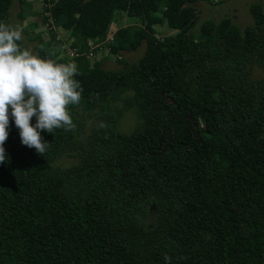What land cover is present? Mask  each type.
Returning <instances> with one entry per match:
<instances>
[{"label":"trees","instance_id":"obj_1","mask_svg":"<svg viewBox=\"0 0 264 264\" xmlns=\"http://www.w3.org/2000/svg\"><path fill=\"white\" fill-rule=\"evenodd\" d=\"M39 1L50 39L33 37L36 55L74 61L82 99L68 107L73 131L41 132L44 156L10 118L0 264H264V75L252 76L264 74V5L250 4L243 30L225 17L194 35L200 0ZM116 14L138 25L112 31ZM161 24L175 32L157 38ZM55 27L73 39L69 59ZM90 41L122 66L90 65ZM123 110L137 117L128 133Z\"/></svg>","mask_w":264,"mask_h":264},{"label":"clouds","instance_id":"obj_2","mask_svg":"<svg viewBox=\"0 0 264 264\" xmlns=\"http://www.w3.org/2000/svg\"><path fill=\"white\" fill-rule=\"evenodd\" d=\"M23 29L0 23V164L7 160L4 147L10 118L19 129L21 143L44 156L50 144L41 132L73 131L69 105H78L82 87L75 63H57L22 48ZM35 118V124L32 119ZM165 264L171 257L165 255Z\"/></svg>","mask_w":264,"mask_h":264},{"label":"rangeland","instance_id":"obj_3","mask_svg":"<svg viewBox=\"0 0 264 264\" xmlns=\"http://www.w3.org/2000/svg\"><path fill=\"white\" fill-rule=\"evenodd\" d=\"M21 0H13L10 10L8 23L13 26H19L23 29V40L21 41L24 48L31 50L34 54L36 51L34 46L36 44V39L33 38L37 34H40L44 42L49 41V29L47 24L42 23V8L39 0H26L21 4ZM253 2H260L264 5V0H200L195 4L197 11L194 16V23L191 29V32L194 35L198 34L201 24L206 20L218 21L221 18L230 17L232 22L235 23L241 30L244 27L252 22V17L249 13V6ZM20 14L23 15L20 17ZM129 25H138V22L133 18L128 17L125 14H116V22L114 26L111 25L112 31H115L116 28L126 27ZM52 30V28H50ZM155 30L157 38H162L167 34H172L175 31L169 29L165 24L155 25ZM56 35L63 40V44L59 46V55L60 57H65L68 59L71 58V49L70 43L72 38L68 37V32L55 27ZM196 38V36H194ZM144 53V45L140 46L138 49L131 52L121 53V59H125L129 62L137 61ZM103 57V58H102ZM90 65L93 61L101 60L102 67L105 69L115 70L119 69L122 66V63L119 62L120 59L116 58L114 54H111L106 49L96 52L93 56H88ZM75 63L74 61H71ZM69 62V63H70ZM59 63V62H58ZM65 64V63H63ZM264 74L261 69H252V76L255 78H260ZM121 105V102L119 103ZM95 122L101 120L95 117ZM137 123V117L132 110H123L121 116L118 119L117 129L120 132H131L134 126ZM61 164L70 165L72 159L64 158L60 161Z\"/></svg>","mask_w":264,"mask_h":264},{"label":"built area","instance_id":"obj_4","mask_svg":"<svg viewBox=\"0 0 264 264\" xmlns=\"http://www.w3.org/2000/svg\"><path fill=\"white\" fill-rule=\"evenodd\" d=\"M109 39H110V37H109ZM104 44H105L104 41H103V42H99V43H93V42L90 41V42L88 43V45H89V49H88V51L86 52L87 55H88V56H93V55H94L93 50H95V49H98V51L103 50V46H104ZM106 50H107L108 52H110L108 48H106ZM73 51H74V49H73ZM73 51H72V52H73ZM98 51H97V52H98ZM72 52H71V55L73 54Z\"/></svg>","mask_w":264,"mask_h":264}]
</instances>
